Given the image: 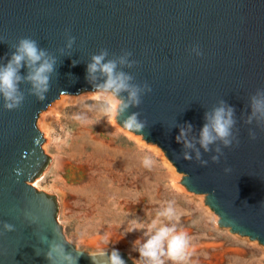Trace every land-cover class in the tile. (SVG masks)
<instances>
[{"label": "water", "instance_id": "obj_1", "mask_svg": "<svg viewBox=\"0 0 264 264\" xmlns=\"http://www.w3.org/2000/svg\"><path fill=\"white\" fill-rule=\"evenodd\" d=\"M66 28L76 41L61 53ZM25 36L57 57V75L43 101L27 95V85H21L25 100L19 109L6 111L0 100V225L15 226L7 233L0 227V264H49L40 237L51 240L54 234L76 264H105L104 252L87 253L66 241L56 198L31 185L51 161L41 148L39 113L62 94L94 90L86 67L100 48L116 55L131 51L138 66L124 70L152 88L131 110L147 121L143 133L125 129L122 117L117 123L163 151L185 189L204 195L219 227L264 246V130L243 123L249 96L264 88V0H0V62ZM193 45L203 55L190 54ZM221 99L236 110L239 145L223 149L220 162L206 167L178 160L176 126L191 123V135L198 137L204 113ZM249 128L256 131L254 141ZM226 167L232 171L226 174ZM25 211L38 218L35 224ZM119 254L124 264H134Z\"/></svg>", "mask_w": 264, "mask_h": 264}, {"label": "rangeland", "instance_id": "obj_2", "mask_svg": "<svg viewBox=\"0 0 264 264\" xmlns=\"http://www.w3.org/2000/svg\"><path fill=\"white\" fill-rule=\"evenodd\" d=\"M102 103L94 91L62 94L36 120L51 161L31 185L56 198V219L67 242L87 253L117 250L137 264L133 242L143 231L130 232L132 221L138 218L146 231L172 202L179 216L173 222L190 237L183 264H264V246L219 227L204 195L185 189L163 151L124 130L101 111ZM146 156L153 160L150 167L142 163Z\"/></svg>", "mask_w": 264, "mask_h": 264}, {"label": "clouds", "instance_id": "obj_3", "mask_svg": "<svg viewBox=\"0 0 264 264\" xmlns=\"http://www.w3.org/2000/svg\"><path fill=\"white\" fill-rule=\"evenodd\" d=\"M76 37L71 35L70 29H65L64 48L71 49ZM11 55L7 62H0V100L6 111L19 109L25 100V90L21 85H27V95L43 101L49 92L54 74L57 75V57L45 48H41L38 41L29 37L19 38L10 46ZM190 54L197 57L203 55L199 45L189 49ZM133 53L121 50L119 55L112 54L107 48H100L90 56L86 67V79L93 84L97 98L103 101L101 111L106 115L122 119V126L132 132L143 133L148 126L142 120L141 113L131 111L139 108L143 97L152 92L148 82H136L134 74L124 69H133L138 66V61L132 59ZM76 62L73 61V65ZM26 73L21 75V69ZM250 113L243 115V123L264 130V88L257 89L248 98ZM235 108L224 100L217 103L204 113V123L199 130L198 137L192 136L193 125L185 122L179 127L175 142L182 145V150L177 159L195 161L200 167H206L211 161L219 163L223 156V149L238 146V129ZM84 122L86 118L78 117ZM248 138L256 140V131L248 130ZM205 153H212L209 159H204ZM145 167H150L153 160L145 157L142 161ZM231 168L226 167L224 172L230 173ZM24 217L31 224L37 222V217L25 211ZM179 216L172 202L157 212L156 218L145 231V225L137 218L132 221V231H143V238L133 242V248L138 252L137 264H166V259L173 264H183L187 259L190 237L183 230H178L173 221H178ZM167 221V222H166ZM0 227L4 232L15 230L13 224L4 222ZM40 243L48 246L45 258L49 264H76V257L65 252V243L54 234L53 239L47 236L40 237ZM41 253H36L40 255ZM105 264H124L117 250L110 254L103 253Z\"/></svg>", "mask_w": 264, "mask_h": 264}, {"label": "bare ground", "instance_id": "obj_4", "mask_svg": "<svg viewBox=\"0 0 264 264\" xmlns=\"http://www.w3.org/2000/svg\"><path fill=\"white\" fill-rule=\"evenodd\" d=\"M98 99H99V98H98ZM136 137H137V136H136ZM137 139H138V138H137ZM138 140H139V139H138ZM143 145H144V143H143ZM153 147H154V146H153ZM153 147H151V148H153ZM154 148H155V147H154ZM154 148H153V150H154ZM155 152H156V151H155ZM156 154H157V153H156ZM160 154H161V153H160ZM158 155H159V154H158ZM159 157H161V156H159ZM160 160H161V159H160ZM164 161H166V160H164ZM162 162H163V160H162ZM164 163H166V162H164ZM167 164H168V163H167ZM167 164H166V165H167ZM170 165H171V164H170ZM167 166H169V164H168ZM170 167H171V166H170ZM168 168H169V167H168ZM171 168H172V167H171ZM171 168H169V169H171ZM171 170H173V169H171ZM174 171H175V170H174ZM172 173H173V172H172ZM174 175H175V174H173V176H174ZM173 176H172V177H173ZM178 177H179V176H178ZM178 177L176 176V177H173V178L176 179V180L174 179L175 181H178V180H177ZM173 178H172V180H173ZM178 179H179V178H178ZM175 181H173V182H175ZM179 182H180V181H179ZM36 183H37V182H36ZM36 183H35V185H36ZM175 184H176V183H174V185H175ZM178 185H179V184H178ZM178 185H177V187H180V186H178ZM175 187H176V186H175ZM180 188H182V187H180ZM180 188H179V189H180ZM183 190H184V189H183Z\"/></svg>", "mask_w": 264, "mask_h": 264}]
</instances>
